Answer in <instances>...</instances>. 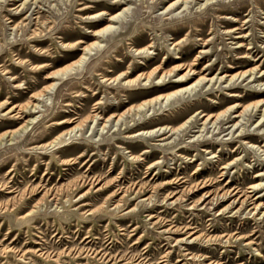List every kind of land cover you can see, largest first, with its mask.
Masks as SVG:
<instances>
[{
	"label": "rangeland",
	"instance_id": "374dc122",
	"mask_svg": "<svg viewBox=\"0 0 264 264\" xmlns=\"http://www.w3.org/2000/svg\"><path fill=\"white\" fill-rule=\"evenodd\" d=\"M171 1L0 0V133L37 120L0 141V264H264V206L253 210L264 202V104L234 117L264 101V0H188L167 13ZM127 5L82 70L37 112L15 115L35 103L47 73L94 39L105 14ZM140 47L148 53L133 54ZM189 66V80L246 74L229 87L204 80L189 96L102 128L107 116L180 85L173 77ZM121 71L151 82L103 79ZM233 102L241 106L202 127L201 115ZM93 113L101 119L90 124ZM191 115L177 133L129 137ZM76 124L77 136L55 140Z\"/></svg>",
	"mask_w": 264,
	"mask_h": 264
},
{
	"label": "bare ground",
	"instance_id": "6f19581e",
	"mask_svg": "<svg viewBox=\"0 0 264 264\" xmlns=\"http://www.w3.org/2000/svg\"><path fill=\"white\" fill-rule=\"evenodd\" d=\"M36 1L37 0H33V3H35ZM115 1H119L120 3H122L124 5L128 4V2H129V0H115ZM187 1L188 0H173V1H171L170 3H168L164 7V11H167V13H168V12L171 11L172 7H174L178 3H179V5H183ZM25 5H26V2H23V7H25ZM128 9H129V7L127 5L126 7L122 8L121 11H118V12H115V13H113V11H112V14H105L104 13L106 15V20L108 21V23H106L104 26H102L100 28L92 30L91 34L94 37V39L89 41L86 44H83L80 47V54L75 59H72L69 62L65 63L64 65H62V66L56 68L55 70L50 71L49 73H47L46 77L50 78L52 80L49 83H47L45 86H43V88L41 90H39V91L35 92L33 95H31V97L34 99L35 103L33 101L32 102L29 101L25 106L20 107L18 109V111L15 112V115L20 116L18 112H25V113H30V112L35 113V112H37L38 108L40 107L38 105V103L43 99V97L45 98L46 95H48V94H50V93H52L54 91V89H55L56 85L59 83V81L67 79L68 77H70V76L74 75L75 73H77L78 71L82 70V66H83L84 62H86L96 52H99V51L102 50V48H103V45L101 44L102 41L108 35H111L114 31H116V28H117L116 23L121 21L122 15L125 14ZM101 14H103V12H98V13L92 15V16L90 15V17H96V16H99ZM222 17L223 18H228V17H225V16H222ZM234 20H237V19H234ZM226 22L229 23L230 20L228 19V20H226ZM235 29H240V28L234 27L233 29L226 30L225 33L230 34L231 32H234ZM237 37H243V36H237ZM183 40H184V38H181L180 40L176 41L173 44V48L175 47V45H177L178 43H181ZM234 43H238V42L236 41ZM241 46H243V45L241 43H239V44H237L236 47H241ZM132 51H133V54H135V55L143 54V53L147 52V47L134 48ZM175 57H178V56L176 55ZM240 57H245V56H240ZM179 68L181 69L180 66H176V67H174V68H172L170 70L164 71L163 73L159 74L158 75V80L156 81L155 85H160L164 81H167L168 79H166V77H169L172 74L173 70H177ZM185 71H186L185 73L176 74L173 77V81L178 83V84H180V85H178L177 87L173 88L172 90H170L168 92L156 94L155 96H153L151 98H147V99L141 100L138 103L131 104L125 110H123L122 112H120L118 114H111V115L107 116L103 121L100 122V124H102L101 125L102 128L105 127L107 122H112L113 123L112 125H116L118 123L119 126H120L122 124H125V120L124 119L126 117L135 116V114L141 113L142 111H146L149 107H152L153 109H155V108H158L160 106H166V105H168L170 103L171 100H173L175 98H179V97L183 98V97L189 96L191 94V92L195 91V88H197L199 86V84L202 81L205 80L206 76H199V77H197V78H195L193 80H189L190 78L188 77V75L189 74L191 75V74L195 73L194 72L195 70L193 68H191V66H189V68L187 70H185ZM245 74H246V70H242V71L236 72L234 74H226V73H224L222 75H218V73H217L216 75L207 78L205 80L206 81L205 83L212 82L211 83V86H212L215 83H218V85H219L221 82H224V83L228 82L227 86L229 87L232 83H234V81L238 80L239 78H242V80H243L245 78ZM125 75H126V73L124 71H121V72H119L118 74H116L112 78H103V79H105V80L108 79L109 81H113V82L118 80V79H121L122 84H124V85H134V84H137L138 81H140V83L142 85H149L150 82H151V80H150L151 79V75L150 74L143 75L142 73H140V74H138V75H136V76H134L132 78L126 77ZM231 95H234V94H231ZM258 104L263 105L264 101L263 102L262 101H257L256 103H254L252 105L243 106L242 109L238 112V114L234 115V117L240 118V116H242V114L245 112V110L247 108H249L250 106L251 107H258ZM239 106H241L239 104V102H233L232 105H229L224 110H221V111H219V112H217L215 114H207V115L203 114V115H201L202 117H204V119L201 118L203 120L202 123H201L202 127H205V125L208 124V123H211V124L219 123L221 120L226 118V116L228 115L229 111L237 109V107H239ZM13 110H14V107L13 108L12 107L8 108L6 110V113H9V112H11ZM199 113H201V112L195 111L196 115L199 114ZM192 117H194V116H192V115L189 116L187 119H185L184 121H182L181 123H179L178 125H176L174 127L169 126V125H160V126H156L154 128H151V129H147V130H137L136 132L133 131V133L130 134L129 137H136V136H139V135L150 136V135H152L154 133L157 134V133H162V132L166 133V134H174V133H177L178 131H180L181 129H185L186 127H188L189 123L193 120ZM97 119H101L100 115H98L97 113H93L89 117L88 123L91 124V123H93V121H95ZM35 121H37L36 120V115H30L29 117H27V119L22 124H20L16 128L11 129V130H5V131L1 132L0 133V141L2 140V138L8 137L9 135H12V134H15V133H19V132H24ZM90 124H88V126H87L88 128H89V126H91ZM129 124H131V123H129ZM236 124L237 123H234V124L229 125L227 127L228 128L229 127H234ZM81 125L82 124H76V125L68 128V129H66L61 134H59L55 138V140L60 138V137H63V136H65L66 138H69L70 136H77L78 128H80ZM213 127H215V126H213ZM98 130L99 129H97L96 131H98ZM198 131H202V130H198ZM55 140H53L50 143V145H53L52 143L56 142ZM145 151L146 150H144L143 152H145ZM226 167L227 166L225 164L221 168L225 169ZM259 175H261V174H259V173L256 174V176H259ZM259 184L260 183L252 184L250 186L251 191L256 190L259 187ZM261 196L257 195L254 199H258L259 200ZM261 206H264V202H259V203L255 204V205H253V210H258V207H261Z\"/></svg>",
	"mask_w": 264,
	"mask_h": 264
}]
</instances>
